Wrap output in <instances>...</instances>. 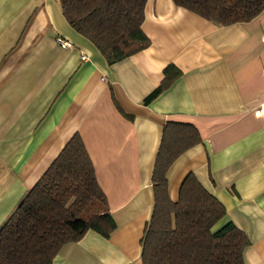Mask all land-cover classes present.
<instances>
[{
  "label": "crops",
  "instance_id": "crops-1",
  "mask_svg": "<svg viewBox=\"0 0 264 264\" xmlns=\"http://www.w3.org/2000/svg\"><path fill=\"white\" fill-rule=\"evenodd\" d=\"M141 30L148 47L107 65L59 0H0V225L78 134L114 229L107 239L87 232L52 264H142L162 127L187 123L202 141L168 170L169 198L191 173L246 234L244 264H264V10L218 27L147 0ZM169 64L181 77L143 105Z\"/></svg>",
  "mask_w": 264,
  "mask_h": 264
},
{
  "label": "trees",
  "instance_id": "trees-1",
  "mask_svg": "<svg viewBox=\"0 0 264 264\" xmlns=\"http://www.w3.org/2000/svg\"><path fill=\"white\" fill-rule=\"evenodd\" d=\"M146 1L59 4L68 26L112 65L148 47L141 30ZM171 1L218 27L250 22L264 10V0ZM162 75L143 105L166 91L181 72L169 64ZM201 141L191 124L168 121L162 127L151 176L154 202L140 242L142 264H244L246 234L226 221L224 206L191 173L183 179L176 201L169 198L168 170ZM113 229L92 162L81 137L74 134L0 225V264H52L64 245L90 231L107 239Z\"/></svg>",
  "mask_w": 264,
  "mask_h": 264
},
{
  "label": "built area",
  "instance_id": "built-area-1",
  "mask_svg": "<svg viewBox=\"0 0 264 264\" xmlns=\"http://www.w3.org/2000/svg\"><path fill=\"white\" fill-rule=\"evenodd\" d=\"M56 42L63 49H69V48L72 47V44L71 43H69L68 41L62 39L61 37H57L56 38ZM80 59H81V61H85L86 60V57L84 55H81L80 56Z\"/></svg>",
  "mask_w": 264,
  "mask_h": 264
}]
</instances>
